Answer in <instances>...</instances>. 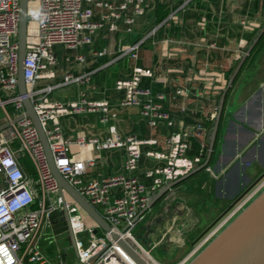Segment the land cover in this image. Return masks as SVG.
Instances as JSON below:
<instances>
[{"label":"built area","instance_id":"1","mask_svg":"<svg viewBox=\"0 0 264 264\" xmlns=\"http://www.w3.org/2000/svg\"><path fill=\"white\" fill-rule=\"evenodd\" d=\"M117 1L33 0L29 6L24 70L27 93L22 95L19 90L18 45L20 0H0V110L4 116L0 126L11 123L0 132V264H64L60 259L54 263L41 249V242L49 239L45 238L44 231L50 228L52 232L53 216L61 213L65 224L64 209L68 211L75 236L76 264H121L117 252L126 256L112 242L110 233H104L101 238L96 237L94 230L97 226L94 223L88 224L86 220L90 218H85L83 210L67 195L64 204L33 121L23 117L14 123L15 118L26 114L25 98L31 101L44 127L60 174L100 212L113 232L150 257L151 252L139 243L134 232L146 219L143 211L149 207L151 196L161 188L188 176L207 159L210 129L206 121L187 125L169 134V152L159 149V141L154 137L140 138L134 134L122 136L114 125L110 126L107 138L65 139L61 119L70 112H101V121L105 124L110 118H115L116 113L112 112L107 102L82 99L80 102L65 104L51 99L50 95L60 86L89 81L87 76L66 73L59 84H52L57 78L53 70L57 64L54 50L56 47L69 50L91 47L99 32H118L121 24L129 32H134L140 18L146 15L148 1L127 0L115 6ZM99 8L107 12H104L100 20H96V10ZM174 18L173 12L169 19ZM155 33L156 29L127 48L125 53L137 59L140 48ZM85 59L84 55L77 56L79 62L83 63ZM144 78L154 79L155 72L136 66L131 77L117 80L116 90L123 93L120 105L139 109L152 130L158 129L161 123L172 127L174 121L171 113L164 109L167 94L143 86ZM187 92L185 86H177L173 97H183ZM195 145L198 146V152L193 154ZM72 146L80 150L125 151L124 167L128 175L88 178V169L96 166L102 156L98 153L92 159H76L71 152ZM145 157L153 166L142 170L141 162ZM21 158L31 161L36 179L25 170ZM210 168L207 166L204 170L214 177ZM141 175H144L145 180ZM263 189L264 180L181 264H187ZM63 233L69 245L67 235ZM85 236H88L87 244L82 239Z\"/></svg>","mask_w":264,"mask_h":264},{"label":"crops","instance_id":"2","mask_svg":"<svg viewBox=\"0 0 264 264\" xmlns=\"http://www.w3.org/2000/svg\"><path fill=\"white\" fill-rule=\"evenodd\" d=\"M126 1L118 0L115 6ZM147 1L146 15L140 18L134 32L121 24L118 32H99L91 47L55 48L57 64L53 70L57 78L52 84H59L66 73L87 76L89 81L60 86L50 95L51 99L65 104L82 99L107 102L116 113V117L105 124L101 121V112H70L61 119L65 139L107 138L110 126L114 125L122 136L154 137L159 141V149L169 152L167 138L172 132L200 121H206L211 130L230 77L258 39L228 94L221 122L220 148L214 161L210 162L211 166L209 164L214 173V178L209 174L214 179L210 182L212 188L223 194L218 198L228 200L230 204L250 184L251 178L246 175L250 173L256 177L264 170V0ZM159 5L168 11L161 22L157 21ZM104 12L107 10L97 9L95 19L100 20ZM173 12L175 18L169 19ZM154 29L156 33L140 48L137 59L125 53ZM104 51L105 54L97 55ZM78 55L86 56L85 62L77 61ZM136 66L155 72V78H144L142 85L167 94L164 109L171 113L172 127L161 123L158 129L152 130L139 109L120 105L123 93L116 90V82L131 77ZM177 86H185L188 92L175 99L173 92ZM71 152L74 158L86 160L101 154L96 166L88 169V178L128 175L123 150H80L72 146ZM197 152L195 145L193 154ZM152 166L148 158H143L142 170ZM27 172L36 179L35 170ZM207 173L204 171L188 178L168 193L177 195ZM141 178L145 180L144 175ZM53 217L59 233L57 237L52 236L60 243L59 259L64 262L65 224L61 213ZM45 242H41L43 252Z\"/></svg>","mask_w":264,"mask_h":264},{"label":"water","instance_id":"3","mask_svg":"<svg viewBox=\"0 0 264 264\" xmlns=\"http://www.w3.org/2000/svg\"><path fill=\"white\" fill-rule=\"evenodd\" d=\"M31 2H33V0H20L18 45L19 90L22 95H26L27 93L24 70L29 29V6ZM257 42L258 39L253 42L248 51L243 55L240 65L230 77L228 86L223 92L214 124L210 130L209 153L205 163L191 172L188 176L171 183L169 186L161 188L156 194H153L151 196L149 207L143 211V214H146L153 209L156 204L170 191V189L186 181L188 178L202 172L207 166H209L218 139L228 94L232 89L245 61L254 50ZM24 104L26 108L25 116L22 115L15 118L14 123H17L23 117H28L33 121L44 147L51 172L59 185L60 195L63 198L64 204L67 195L97 226L94 230V234L97 238H101L104 233H110L112 242L116 243L129 258L126 260L128 264H156L144 251L137 249L128 240L121 237L118 233L113 232L111 226L100 214V212L60 174L55 166L48 137L31 101L28 98H25ZM10 125L11 123L1 125L0 132L8 128ZM246 176L249 179L251 178L250 184H248L244 190L195 238L192 242L193 247H197L248 195H250L258 187L260 183H262L264 180V170L255 178H252L253 176L251 177L249 174ZM63 215L65 217L66 224L63 231L67 235L70 247L75 250V236L71 228L69 214L66 209L63 210ZM53 218L52 233L54 237H57L59 230L54 223ZM187 264H264V189L209 243L197 252V254H195Z\"/></svg>","mask_w":264,"mask_h":264},{"label":"rangeland","instance_id":"4","mask_svg":"<svg viewBox=\"0 0 264 264\" xmlns=\"http://www.w3.org/2000/svg\"><path fill=\"white\" fill-rule=\"evenodd\" d=\"M3 118L0 110V121ZM219 148L220 144L217 151ZM203 177L192 181L177 195L167 193L137 226L135 237L146 250L150 249L157 264H181L196 249L192 246L195 238L229 205L228 200L218 198L223 194L212 188L210 182L214 177L211 178L209 172ZM84 216L89 218L85 213ZM44 232L45 238H49L45 240L44 253L56 263L60 258V243L52 236L50 228ZM82 239L87 244L88 236ZM65 247L64 264H76L75 250L67 243Z\"/></svg>","mask_w":264,"mask_h":264},{"label":"trees","instance_id":"5","mask_svg":"<svg viewBox=\"0 0 264 264\" xmlns=\"http://www.w3.org/2000/svg\"><path fill=\"white\" fill-rule=\"evenodd\" d=\"M168 15V11H165V8L163 5H159L158 6V11H157V21L158 22H161L163 21ZM225 110H226V105H225ZM225 110H224V114H223V117L225 115ZM223 119V118H222ZM221 131H222V127H220V131H219V135H218V139H217V142H216V146H215V150H214V154H213V157H212V160H211V163L214 161L215 159V156H216V153H217V148L219 147V143H220V140H221ZM20 162L21 164L23 165V167L31 172V171H34V166L33 164L31 163V161L27 158H21L20 159ZM211 163H210V166H211ZM205 170H203L202 172H204ZM202 172L194 175V176H197L199 174H201Z\"/></svg>","mask_w":264,"mask_h":264},{"label":"bare ground","instance_id":"6","mask_svg":"<svg viewBox=\"0 0 264 264\" xmlns=\"http://www.w3.org/2000/svg\"><path fill=\"white\" fill-rule=\"evenodd\" d=\"M186 225V224H185ZM148 251H150V249H147ZM156 253V252H155ZM117 255L119 256L118 258H120L122 260L121 264H128L126 262L127 259H129L127 256H124L123 254H121L120 252H117ZM157 255V254H156Z\"/></svg>","mask_w":264,"mask_h":264},{"label":"flooded vegetation","instance_id":"7","mask_svg":"<svg viewBox=\"0 0 264 264\" xmlns=\"http://www.w3.org/2000/svg\"><path fill=\"white\" fill-rule=\"evenodd\" d=\"M249 175H250V173H248ZM251 176V175H250ZM252 177V176H251ZM252 178H255V176L254 177H252Z\"/></svg>","mask_w":264,"mask_h":264}]
</instances>
